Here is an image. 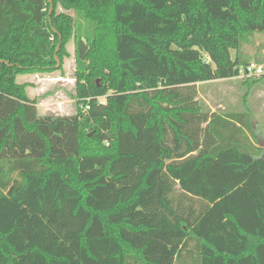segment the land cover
<instances>
[{"label":"trees","instance_id":"obj_1","mask_svg":"<svg viewBox=\"0 0 264 264\" xmlns=\"http://www.w3.org/2000/svg\"><path fill=\"white\" fill-rule=\"evenodd\" d=\"M263 32L264 0H0V264H264V147L195 99ZM71 40L75 114L40 116L16 79Z\"/></svg>","mask_w":264,"mask_h":264},{"label":"rangeland","instance_id":"obj_2","mask_svg":"<svg viewBox=\"0 0 264 264\" xmlns=\"http://www.w3.org/2000/svg\"><path fill=\"white\" fill-rule=\"evenodd\" d=\"M56 14H65L73 19V11L60 6ZM69 57L64 58L61 70L19 76L17 84H25L27 97L35 101L40 116L69 117L75 114L74 93V43L65 47ZM231 57L244 63L239 75L227 80H215L195 85L196 104L204 113L227 116L248 112L253 135L246 133L258 147H264V32L253 33L240 50L230 51ZM100 101H103L101 98ZM255 137V138H252Z\"/></svg>","mask_w":264,"mask_h":264},{"label":"water","instance_id":"obj_3","mask_svg":"<svg viewBox=\"0 0 264 264\" xmlns=\"http://www.w3.org/2000/svg\"><path fill=\"white\" fill-rule=\"evenodd\" d=\"M48 1L51 2V0H48ZM51 11H52V7H50L49 14L51 13ZM56 67H58V65Z\"/></svg>","mask_w":264,"mask_h":264},{"label":"built area","instance_id":"obj_4","mask_svg":"<svg viewBox=\"0 0 264 264\" xmlns=\"http://www.w3.org/2000/svg\"><path fill=\"white\" fill-rule=\"evenodd\" d=\"M88 109V107H85L83 110L86 111Z\"/></svg>","mask_w":264,"mask_h":264}]
</instances>
